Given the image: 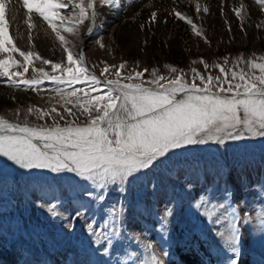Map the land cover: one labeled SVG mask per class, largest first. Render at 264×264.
<instances>
[{
	"label": "snow or ice",
	"instance_id": "snow-or-ice-1",
	"mask_svg": "<svg viewBox=\"0 0 264 264\" xmlns=\"http://www.w3.org/2000/svg\"><path fill=\"white\" fill-rule=\"evenodd\" d=\"M118 4L119 0H23L28 20L31 21L33 12L38 14L47 24V34L61 50V58L53 61L37 51L17 46L5 18V0H0V77H6L10 87L23 86L33 91L45 80L57 84L52 90L56 99L49 108L29 106L23 120L19 109L15 121L0 115V156L29 173L31 170L71 173L82 181L77 194L86 202L81 203L63 227L73 230L75 220L88 216L85 231L91 245L96 247L85 250L83 264H93L89 258L91 253L110 256L114 244H122L125 239L141 241L140 235L127 233L129 217L143 215L140 211L143 201L136 200L134 193L139 186L156 195L165 187L159 179L161 174L173 187L183 179L181 189L185 194L190 195L199 185V192L191 197L189 207L220 239L222 251L231 253L225 264H240L243 228L252 216L242 215L235 205V190L226 179L228 173L222 171L229 168L230 173V166L216 164L214 170L205 166L193 183L183 168L187 162L175 161L173 157L175 150L190 145L224 146L229 141L264 139V55L257 57L253 53V58L245 59L241 54L231 71L226 67L228 57H224L223 64L209 65L202 61L205 69L218 68L222 75L202 74L193 68L191 79L182 69L171 65H165L170 68L167 76L161 75L156 67L139 69L137 65L129 69L127 60L119 64L103 61L97 75V65L88 66L80 45L85 35H91L102 24L104 14L100 7L111 12ZM255 4L264 10V0H255ZM246 9L244 0L232 8L241 30ZM195 10L197 14L207 13L209 7L197 0ZM173 14L210 45L192 17L180 11ZM157 19V11H152L147 26L154 25ZM225 23L228 24L227 20ZM146 24H140L139 29L143 31ZM256 27H264V21ZM228 30L231 31L230 24ZM96 43L100 48L106 47L102 37ZM143 43L147 45L148 41ZM16 53L22 61L16 59ZM34 60L51 65V73L44 68L36 69ZM30 67L38 73L31 79L26 78ZM17 68L23 71H13ZM149 72L151 79H145V73ZM77 84L87 88L73 87ZM29 116L44 122L30 123ZM13 181L16 182L15 177ZM112 185L117 186L118 197L108 206ZM163 196L162 204L152 205L156 226L147 231H155L162 244L170 246L179 200L175 193L169 195L165 191ZM35 203L54 217L61 215L59 197L54 203L44 204L39 200ZM259 224L264 232V208L259 213ZM143 247L146 253L143 259L135 252H128L123 262L115 260L106 264H128L129 261L131 264H181L171 259L176 248L157 253L151 243Z\"/></svg>",
	"mask_w": 264,
	"mask_h": 264
},
{
	"label": "rangeland",
	"instance_id": "rangeland-1",
	"mask_svg": "<svg viewBox=\"0 0 264 264\" xmlns=\"http://www.w3.org/2000/svg\"><path fill=\"white\" fill-rule=\"evenodd\" d=\"M135 6L136 3L118 5L114 11L110 12L115 17L107 21L103 20L104 24H100L91 35L83 37V43L80 46L85 53L88 66L97 65L95 69L97 75H100L99 69L103 67V61L109 64H119L127 60L129 69L137 65L139 69L152 68L148 62L145 63L143 57L137 58L123 52L124 48L119 39L120 34L116 30L121 18L131 17ZM263 30L264 27H261V36L264 38ZM98 37L103 38L105 48H100L96 43ZM255 38L254 43L240 50L221 54L213 53L179 63L169 59L162 61L155 57L152 65L159 70L161 75L165 76L170 74V68H166L165 65L182 69L189 79H191L193 68L202 74L222 75L218 68L205 69L203 62L209 65L223 64L224 57H228L229 64L226 67L231 71L236 58L241 54L245 59L253 58V53L257 57L264 55V42L261 38ZM77 43L80 44V42ZM97 49L102 51L103 57L99 56ZM14 55L17 60H23L18 53ZM34 67L44 68L50 73L52 71L51 65H45L39 60H34ZM241 67L245 65L241 63ZM13 71H23V68L13 69ZM37 75L33 67H30L26 78L31 79ZM145 79H151L150 72L145 73ZM55 87H57L56 82L45 80L39 85L37 91L25 90L23 86L10 87L7 78L0 77V94L10 92V90L26 93L18 99V102L16 100L15 104L0 103V115L15 121L16 110L19 109L20 119L23 120L29 106L49 108L56 99L52 91ZM73 87L87 88V85L77 84ZM57 107L59 108V105ZM28 119L33 124L44 122L37 121L35 116H29ZM80 120H83L82 116ZM48 123H51L50 118ZM175 152L173 160L187 162L183 164V168L193 183L196 182L198 174L205 166L213 170L216 164L227 163L230 166V173L229 168H224L222 171L228 173L226 179L235 190V205L242 215L252 216V220L246 222L243 228V254L240 264H264V232L260 230L259 224V213L264 208V203H262L264 201V139L229 141L224 146H217L213 143L190 145L185 149L175 150ZM14 177L16 182L13 181ZM159 179L165 187H162L156 195H150L147 190L139 186L134 193L136 200L143 201L140 205L143 215L129 217L127 233L140 235L141 241L129 242L125 239L122 244H114L112 254L108 257L91 253L89 258L93 264H106V262L115 260L123 262L128 252H135L137 257L143 259L146 255L143 247L145 243H151L153 250L157 253L165 249L176 248L171 259L179 260L181 264H190L188 258L192 250L202 256L203 264L209 261L211 264H225L231 253L226 254L222 251L220 239L213 235L212 230L201 219H198L193 209L189 207V200L197 195L199 185L189 195L181 189L183 179L177 181L175 187L165 175H159ZM81 184L82 181L75 178L74 174H53L47 170H31L29 173L28 170H21L12 162L7 161L5 157L0 156V264H21L26 259H33L34 264H83L86 259L85 250L96 247L91 245L90 237L85 231V221L88 216L75 220L73 230L68 231L63 227L74 216L81 203L86 202L81 200L77 194ZM116 187L115 185L109 186L108 206L117 200ZM165 191L169 195L175 193L179 200L178 215L175 217L173 230L170 232V246L162 244L155 231H147L156 226L152 205L158 207L163 203ZM58 197L62 199V204L58 207L60 216L54 217L47 212L46 208L36 206L35 201L37 200L48 204L54 203ZM128 264L131 262L129 261Z\"/></svg>",
	"mask_w": 264,
	"mask_h": 264
},
{
	"label": "bare ground",
	"instance_id": "bare-ground-1",
	"mask_svg": "<svg viewBox=\"0 0 264 264\" xmlns=\"http://www.w3.org/2000/svg\"><path fill=\"white\" fill-rule=\"evenodd\" d=\"M196 2L197 0H119L118 5L120 6L136 3L131 17L121 18L116 27L124 48L123 52L133 57H143L145 63L148 62L151 68L155 57L162 61L169 59L179 63L213 53L221 54L249 47L255 42V37L261 38L264 42L261 27H256L264 21V10L255 4V0H244L247 5V14L243 21V30H241L239 19L232 12L233 7L239 6L240 0H198L201 5L209 7V12L201 11L199 14L195 10ZM4 10L10 35L18 47L22 50L37 51L51 60L57 61L61 58L59 46L47 34L46 22L34 12L29 21V13L23 6V0H5ZM100 11L104 14L103 20L107 21L115 17L104 6L100 7ZM152 11H157L158 19L154 25L147 26L146 22ZM175 11L192 17L193 22L203 29L210 45L205 43L203 37L196 36L190 25L176 19L173 14ZM165 19L167 23L163 22ZM225 20L231 25V31L228 30ZM142 23L146 24L143 31L139 29ZM29 33H31V40H29ZM145 40L148 41L147 45L143 43ZM98 54L103 57L101 50H98ZM23 94L26 93L13 90L1 93L0 103L15 104ZM189 254L188 263L203 264L202 256L198 252L192 250ZM21 264H34V260L26 259Z\"/></svg>",
	"mask_w": 264,
	"mask_h": 264
}]
</instances>
